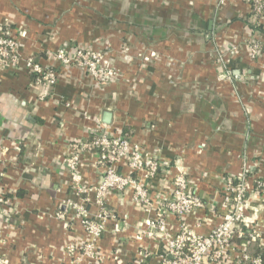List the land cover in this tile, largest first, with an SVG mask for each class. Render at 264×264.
<instances>
[{
  "label": "crops",
  "instance_id": "obj_1",
  "mask_svg": "<svg viewBox=\"0 0 264 264\" xmlns=\"http://www.w3.org/2000/svg\"><path fill=\"white\" fill-rule=\"evenodd\" d=\"M251 23L247 0H0L1 31L18 42L17 60L0 65V264L158 263L164 243L143 235L152 213L131 190L107 194L103 209L112 217L95 241V258L69 251L89 236L69 206L84 200L64 160L72 141L101 124L160 163L144 181L152 197L170 195L174 178L187 177L205 202L184 216L197 234L210 232L226 211L223 179L245 182L244 231L216 264H247L249 242L264 247V195L254 188L264 179V58L254 60L247 45L250 37L264 44V32ZM58 47L102 52L112 75L95 79L59 64L52 56ZM28 57L53 67L55 84L32 77ZM118 170L129 173L124 161ZM79 172L83 184L98 182L93 151L83 152ZM164 218L176 234L179 219Z\"/></svg>",
  "mask_w": 264,
  "mask_h": 264
},
{
  "label": "built area",
  "instance_id": "obj_2",
  "mask_svg": "<svg viewBox=\"0 0 264 264\" xmlns=\"http://www.w3.org/2000/svg\"><path fill=\"white\" fill-rule=\"evenodd\" d=\"M250 4V15L253 24L264 20V0H247ZM250 56L257 61L264 58V44L257 38L250 37L247 41ZM18 42L8 31L0 28V65L6 61L17 60L16 49ZM52 56L63 66H76L84 69L95 79H103L112 75V71L103 64V55L98 50L84 47L63 48L58 47ZM25 66L31 73L38 75V81L52 86L56 82V72L51 66H44L31 58L25 59ZM71 153L65 158L64 164L70 171V181L73 190L83 197L81 203H70L74 211L73 218L79 221L81 228L87 233L89 239L78 245L69 247V251L80 256L95 258V241L104 231V222L110 214L103 209L108 193L131 190L132 197L141 207L151 211L152 216L144 220L146 231L144 236L156 237L163 241L164 250L158 257L156 264H216L220 263L224 251L231 245L235 233L242 234L241 225L244 223L243 205L247 191L246 183L240 179L227 177L223 179V202L226 207L221 220L205 235L197 234L184 221V216L192 210L205 207L203 199L190 188L187 177L177 175L173 180L170 195L155 194L151 196L144 182L152 178L158 170L160 163L155 157L145 156L137 144L131 143L123 134L111 132L103 124L84 138L77 139L69 145ZM85 151H93L99 167L100 177L97 183L86 185L82 183L79 172L80 157ZM124 161L129 173L118 170ZM144 172L143 180L136 174ZM254 188L264 195V179H257ZM93 192L94 202L98 211L91 216L86 208L89 193ZM173 214L180 221L176 234L167 230L164 214ZM63 217L62 213L58 215ZM114 233L120 232L117 221L113 223ZM143 235L137 238L141 239ZM250 238L256 236L255 232L248 234ZM243 259L252 264H261L259 257L249 258L245 253Z\"/></svg>",
  "mask_w": 264,
  "mask_h": 264
},
{
  "label": "trees",
  "instance_id": "obj_3",
  "mask_svg": "<svg viewBox=\"0 0 264 264\" xmlns=\"http://www.w3.org/2000/svg\"><path fill=\"white\" fill-rule=\"evenodd\" d=\"M251 29H255L256 31L259 32H264L261 23L259 24H252L250 25ZM34 74V75H33ZM32 77H35V79L38 78V75L33 73ZM244 231V226L241 225V232ZM238 234L235 233L232 240L237 236ZM248 236V234H247ZM249 246L251 247L252 253L248 257L249 258H254V257H259L261 259V264H264V247H262L259 243H257V240H253L249 242ZM247 264H252L250 261H247Z\"/></svg>",
  "mask_w": 264,
  "mask_h": 264
},
{
  "label": "water",
  "instance_id": "obj_4",
  "mask_svg": "<svg viewBox=\"0 0 264 264\" xmlns=\"http://www.w3.org/2000/svg\"><path fill=\"white\" fill-rule=\"evenodd\" d=\"M109 118H110V113H108V112L103 113L102 121L104 123H108L109 122Z\"/></svg>",
  "mask_w": 264,
  "mask_h": 264
},
{
  "label": "rangeland",
  "instance_id": "obj_5",
  "mask_svg": "<svg viewBox=\"0 0 264 264\" xmlns=\"http://www.w3.org/2000/svg\"><path fill=\"white\" fill-rule=\"evenodd\" d=\"M102 53V52H101Z\"/></svg>",
  "mask_w": 264,
  "mask_h": 264
}]
</instances>
